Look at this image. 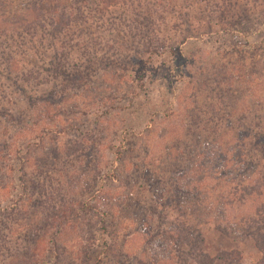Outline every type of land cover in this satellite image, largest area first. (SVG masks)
<instances>
[{
	"label": "rangeland",
	"instance_id": "rangeland-1",
	"mask_svg": "<svg viewBox=\"0 0 264 264\" xmlns=\"http://www.w3.org/2000/svg\"><path fill=\"white\" fill-rule=\"evenodd\" d=\"M102 1L83 8L84 23L76 4L53 39L48 10L45 28L0 36V264H197L200 252L261 264L239 197L247 156L262 157L251 186L264 189V0ZM233 133L251 148L221 161L215 149L218 184L211 171L178 178L189 145L232 150ZM188 179L200 190L176 197ZM69 208L77 218L54 242Z\"/></svg>",
	"mask_w": 264,
	"mask_h": 264
},
{
	"label": "trees",
	"instance_id": "trees-1",
	"mask_svg": "<svg viewBox=\"0 0 264 264\" xmlns=\"http://www.w3.org/2000/svg\"><path fill=\"white\" fill-rule=\"evenodd\" d=\"M96 0H0V23L2 26H0V36H2V34H4L5 36H7V34L9 32H15L18 29H23V32L25 33V35L30 34L28 29H26V27L33 26L35 25V27L31 30H36V26L39 27H43L45 28V24H44V20H43V16L45 15V11L48 10V12H50L52 14V23H49L53 28L51 30V32L48 35H44L45 37L49 36L51 37V39L55 38V30L61 29L63 28V26H65V24H67V22H70L73 19V7L76 4H79V2H81L79 4L80 8L78 7L77 10L82 11V15L84 16V21L83 23L88 19L85 18V12H83V8L90 6V8H93L94 6V10H96L95 8H99V6L102 7H106L107 3L105 1H98V3L95 2ZM62 7L61 10H59L58 13V7ZM73 12V13H72ZM46 16V15H45ZM82 16V18H83ZM39 17L42 20L39 23H37L39 20ZM72 24V23H68ZM27 25V26H26ZM26 26V27H25ZM29 28V27H28ZM10 36V34H8ZM23 38V35H20ZM44 40V38L42 39ZM53 46V45H52ZM51 46V47H52ZM10 49V47H9ZM11 53H13V51H11ZM56 59V54L51 57V60ZM29 61V60H28ZM55 61V60H54ZM54 61H52L53 63V68H57L59 69L58 75H65L67 78L72 77L70 74V68H67L65 65H63V63L59 62L54 63ZM25 65L28 64V66L30 65L29 63L25 62ZM55 64V65H54ZM12 67V64H11ZM34 68L39 69V67L37 65H34ZM9 71L11 72L12 70L9 69ZM57 78V77H56ZM238 79V78H237ZM20 78L17 76L14 80L15 84H18L20 82ZM230 85L232 86L233 84V78L230 77ZM51 83V82H50ZM16 86V85H15ZM233 94L237 92L236 88L232 89ZM47 95H52L55 98V94H53V92L47 93ZM228 117V116H227ZM233 131V129H232ZM188 134L191 135H195L194 132H190ZM253 134L252 135V139H250V142L255 143L257 138L259 137V135ZM233 140L234 141H238V144L235 147V144H233L232 146V150H229L230 147H225V144H219L217 143L215 140L211 139L210 143H209V139H206L203 142L198 141L194 144H191L188 146V148H186V154L188 156V163H187V168L183 171H181V174L179 175L180 177L178 178H184V173L186 172V170L188 169L189 172H192L194 170L198 171L199 173L203 172V177L204 175L208 174V172L211 171V167H208L209 164H211V162L213 161V155H214V151L216 149L217 153H216V157L221 160H224L225 157L224 155L229 154V156H232V153L237 149V147H240L241 145L243 146V148H245V146H250L249 144L244 145L243 144V140L241 138H239V133H233ZM220 140L223 141L225 140L224 137H220ZM241 142V143H239ZM197 143L200 144V147H197ZM201 144H204V146H207V144L210 146L209 149H207V151H203L201 148L203 146H201ZM258 144V145H257ZM256 147L255 148H260L262 147V144H264V141H259L257 142ZM264 154V151H263ZM238 155V154H237ZM243 155V154H240ZM216 158V160H217ZM256 161L253 160V158L247 156V163L248 164H255L254 169H251L252 166L249 165V168H247V170H249L247 172V174L244 173V179L243 182L245 183L244 187H243V191L245 192V194H247L246 196H242L239 197V201L243 200V204L247 205V207L249 208V210L243 212V218L247 221H249L251 223V221H253L254 223V232H253V238L256 241L257 246L260 248L261 253H262V263H264V201L260 202V201H253L252 196H256L257 199V195L260 194H264V189L263 191L261 190V187H256L255 185L251 186L252 180H253V176L251 175V170L256 171L258 174H260L261 171V167L260 164L262 162V157L261 158H255ZM226 160V159H225ZM258 160V161H257ZM198 164L200 165L199 168H197ZM238 168V167H237ZM240 169V168H238ZM220 170V168H219ZM207 172V173H206ZM218 172V171H217ZM220 172V171H219ZM212 174V179H214V175H216L215 173H213L212 171L210 172ZM186 174V173H185ZM218 175H216L215 180L217 181L218 184ZM195 176V175H194ZM202 177V178H203ZM190 178V177H189ZM223 179L225 181V174L223 175ZM178 180V179H177ZM189 181L186 182L185 180H183V183L181 186H177L176 187V192L174 194H176V197H179L184 199H191L190 195L192 194L191 192H197L200 190V188L198 187H193V181L192 179H188ZM105 181L104 179H101V182ZM177 182V181H176ZM179 183H181L180 179L178 181ZM177 182V183H178ZM218 186V185H217ZM195 188V189H194ZM97 192H101L99 189L97 190ZM200 193V192H198ZM180 194V195H179ZM198 195V194H197ZM99 196V195H98ZM97 197V195L95 196V198ZM198 197V196H197ZM255 199V200H256ZM92 200V198L90 199ZM89 200V201H90ZM88 201L87 204H90ZM195 202H200V203H193L192 208L194 207V210L196 212V214H199L200 217L202 218V216L205 215V209H202V203L200 201V199L195 200ZM222 205L227 206L229 203L226 201H221ZM83 206L84 203H81ZM67 211V213L65 214V212ZM71 208L69 209H64V211L61 214V217H57L56 220L54 221V226H56V228H54L51 232V238L52 240L55 241V237L56 234L59 235L61 233V231L64 229V224L69 220V219H76L77 215H69ZM242 218L241 223H244V219ZM251 228V226H250ZM56 229V230H55ZM55 230V231H54ZM196 240H200L203 241V237L201 236V234H199ZM192 239V238H191ZM37 245H38V241H37ZM110 248V247H109ZM229 254V255H228ZM231 252H228L225 254L222 253L221 254V258L223 257L224 259H229L228 257L230 256ZM32 255H35L34 253ZM34 257V256H32ZM261 263V264H262ZM8 264V263H6ZM26 264H39L38 261L36 260H30L29 262L26 261ZM197 264H213L211 262V257L209 256V254L207 252H200L199 255V261Z\"/></svg>",
	"mask_w": 264,
	"mask_h": 264
}]
</instances>
